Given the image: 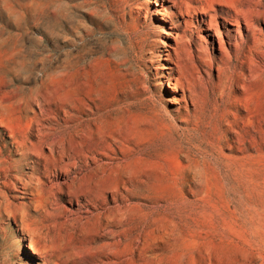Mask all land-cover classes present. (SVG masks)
I'll return each mask as SVG.
<instances>
[{
    "label": "rangeland",
    "instance_id": "rangeland-1",
    "mask_svg": "<svg viewBox=\"0 0 264 264\" xmlns=\"http://www.w3.org/2000/svg\"><path fill=\"white\" fill-rule=\"evenodd\" d=\"M20 1L0 0V264H42L23 238L49 264H264V0Z\"/></svg>",
    "mask_w": 264,
    "mask_h": 264
},
{
    "label": "bare ground",
    "instance_id": "bare-ground-1",
    "mask_svg": "<svg viewBox=\"0 0 264 264\" xmlns=\"http://www.w3.org/2000/svg\"><path fill=\"white\" fill-rule=\"evenodd\" d=\"M3 1H6V5H7V8H8V13H9V17H10V15L13 16V14L16 11H18V7L21 6V1L20 0H3ZM195 3L204 12H206L205 10L207 8H210V9L213 8L212 4L211 3H208L207 0H195ZM37 4H38V1L37 0H31V6H30V8H32L33 6H35ZM179 4H181L180 7H179L180 12H182L183 9H189V8L190 9L193 8V10L198 9V7L195 6L194 4H192L191 6H189L187 3H185L184 0H180ZM225 7H226V10H223L222 13H221V18H222V20L224 22V25H225L224 28H225V30L228 31V33H231V29L228 27V24L231 23L230 24L231 26H236L237 27L236 34H238V37L241 39L242 37L240 35V31H241V28L243 29V27H241L240 24H241V20H245V27H246L245 29L248 32H251L252 33V40H253L255 38V36H256V31L257 30H256V27L254 26L253 23H251L249 20H246L248 18V16H249V13H247L246 11H243V10H239L237 7H235L234 5H231V4H227V5H225ZM199 24H200L199 25V29L201 31L204 30L205 32H209L210 30H214L215 31L216 38L219 40L221 47H223V45L225 44V39H224V36H223V32H221V30H219V23H217L216 20L212 19L211 17H209L208 20H205L202 17L201 21H199ZM238 37L235 36V38H234V40L236 41V45H238V42H237ZM45 85H46V79H43V81L41 82V86L44 88ZM44 104L45 103L43 101H39L38 104H36L37 107L39 108V115L41 117H45L46 116V113H47L46 112L47 110H46ZM3 106H4V102L1 101L0 102V107H3ZM25 111H26V113H29V112H27V109L24 110V113H25ZM20 112H22V111H20ZM26 116H28V115L26 114ZM40 116H39V118H41ZM50 118H52V117H50ZM46 119L47 118H45V120ZM33 121H34V118L32 120H28V122L24 125V127L22 129V138L25 139L26 136L32 134V131H33L32 129L34 127ZM0 126L6 128L9 131V137L10 138H15L16 137V133H15L14 129H12V127H10L8 125V123L4 119H2L1 117H0ZM49 128L52 129L51 127H49ZM36 130H37V132H40L41 129H36ZM43 130L46 131L45 128H43ZM45 134H47V133H45V132L40 133L39 134V136H40L39 138H42ZM15 143L18 144L21 147H24L25 146L22 143H19V141H16ZM24 144L27 145V143H24ZM30 150H31V148H27V151H30ZM62 151L63 152L59 151L57 154H55V148L52 147L51 148V151H50V157L41 156L39 159H37L36 164H37L38 167H37L36 171L39 174L45 175V176H46L47 173L52 174L53 171H57V170H55V168H57L56 165L61 162V160L64 158V156H66L65 155L66 152L64 150H62ZM67 157H69V155ZM50 158H51V162L54 164L53 165V168H51L49 165H47V163L49 162ZM41 160H43L44 163H42ZM68 162H70V161H68ZM68 162L66 164L60 166L59 167V170L62 171V172H65L66 174L69 175V174L72 173V171L70 169H68V167H70V164H68ZM3 171L5 172V170H3ZM56 175H53V177H55ZM37 182L40 183L39 180H37ZM72 198H75L78 206L80 207V210L82 208L83 209L86 208L85 207V204H81V202L78 200L79 198H76L75 196H72ZM86 200H87V202L89 204L90 203L92 204V200L91 199H88L87 198ZM4 205H5L4 200H0V218L3 215H6L7 216V214L3 213L4 212L3 211L4 210ZM31 205L34 208H36V209H38L41 206L40 201H35ZM43 212H44V210H43ZM13 218L15 220L16 217L14 216ZM21 240L23 242H25V247L31 251L32 257L34 259L36 258L37 260H40L42 262V264H49V261L43 255V253L41 252V249L36 248L34 245H32L30 242H28L25 238L20 239V241ZM65 261L66 262H73V264H79L78 261H76V258L71 257L70 255H66L65 256ZM30 262H31V260H28V261L23 262V263L28 264Z\"/></svg>",
    "mask_w": 264,
    "mask_h": 264
}]
</instances>
